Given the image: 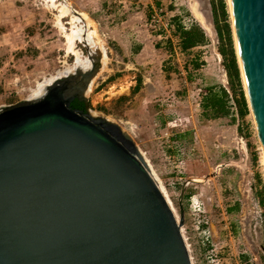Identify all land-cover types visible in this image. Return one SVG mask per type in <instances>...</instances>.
I'll return each instance as SVG.
<instances>
[{"label":"rangeland","instance_id":"1","mask_svg":"<svg viewBox=\"0 0 264 264\" xmlns=\"http://www.w3.org/2000/svg\"><path fill=\"white\" fill-rule=\"evenodd\" d=\"M206 2L207 17L198 0H0V108L28 100L39 83L75 66L66 38L74 14L64 7L85 14L108 56L90 107L134 138L179 221L183 213L193 264H264V159L254 118L241 117L232 98L228 117L212 118L203 106L211 88L240 94L220 52V0ZM178 24L200 26L207 43L183 51ZM99 48L76 45L83 57Z\"/></svg>","mask_w":264,"mask_h":264},{"label":"water","instance_id":"2","mask_svg":"<svg viewBox=\"0 0 264 264\" xmlns=\"http://www.w3.org/2000/svg\"><path fill=\"white\" fill-rule=\"evenodd\" d=\"M229 6L264 157V0ZM98 69L0 108V264H193L183 213L179 221L134 138L90 107Z\"/></svg>","mask_w":264,"mask_h":264},{"label":"trees","instance_id":"3","mask_svg":"<svg viewBox=\"0 0 264 264\" xmlns=\"http://www.w3.org/2000/svg\"><path fill=\"white\" fill-rule=\"evenodd\" d=\"M214 10L217 22L219 23L218 33L222 42L220 50L225 60L224 64L230 79H237L236 81L240 86V94L239 97H232L227 88L220 87L218 90L211 88L207 90V93L204 96L203 106L207 113L210 112L212 118L228 117L231 115L232 109L230 106V100L232 98L238 107V114L241 117H245L249 115L250 111L242 88L241 73L233 46L231 27L227 22L228 15L225 1L220 0L219 5L215 7ZM221 19L223 21L222 25ZM178 30L181 37V47L183 51H189L199 46H203L208 41L205 31L200 26L193 25L191 28L187 29L181 24H178Z\"/></svg>","mask_w":264,"mask_h":264},{"label":"bare ground","instance_id":"4","mask_svg":"<svg viewBox=\"0 0 264 264\" xmlns=\"http://www.w3.org/2000/svg\"><path fill=\"white\" fill-rule=\"evenodd\" d=\"M70 7L68 6L64 7V10H65L64 12L74 14V16L72 15L73 16L72 24L74 27H73L72 32L66 35V38L68 42L69 53L76 56V64L73 67H68L65 70L58 71L55 75L39 83L37 89L33 92L32 96H30L28 101H35L41 98L43 94L45 93L47 87L55 83L57 79L65 78L68 75L73 76L75 73H77L78 75L83 74L84 72H87L93 69L95 63H99L98 75L107 68L108 56L106 54V50L99 43V35L97 31L96 30L90 31V28H89L90 26H94L93 21L90 18H88L85 14L74 12ZM196 13L198 14L199 17H201L202 21H204L201 14L198 12ZM82 24H85V25H82ZM78 42H85V43H89L90 45H97L98 47H100L98 50L99 52L98 51L97 53L94 52L93 54L90 55V57H83V55H81L76 49V45ZM98 75L94 79L93 84L90 90L88 91V94H87L88 96H89V93L92 91V87L95 81L97 80ZM94 115L97 116V114L95 113ZM150 168L152 170L154 177L156 178L163 192L165 193V190L161 184V181L156 175L155 171L152 169L151 165H150ZM165 195L167 196V194Z\"/></svg>","mask_w":264,"mask_h":264},{"label":"flooded vegetation","instance_id":"5","mask_svg":"<svg viewBox=\"0 0 264 264\" xmlns=\"http://www.w3.org/2000/svg\"><path fill=\"white\" fill-rule=\"evenodd\" d=\"M72 107L74 109L84 111L87 108V104L85 103V101L76 100L72 103Z\"/></svg>","mask_w":264,"mask_h":264},{"label":"built area","instance_id":"6","mask_svg":"<svg viewBox=\"0 0 264 264\" xmlns=\"http://www.w3.org/2000/svg\"><path fill=\"white\" fill-rule=\"evenodd\" d=\"M257 207L260 209V211H261V212H263V211L261 210V209H262V207H261V205H260V203H259V202L257 203Z\"/></svg>","mask_w":264,"mask_h":264}]
</instances>
